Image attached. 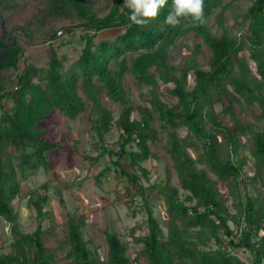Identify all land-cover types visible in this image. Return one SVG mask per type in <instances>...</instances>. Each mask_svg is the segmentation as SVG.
Returning a JSON list of instances; mask_svg holds the SVG:
<instances>
[{"label":"trees","instance_id":"16d2710c","mask_svg":"<svg viewBox=\"0 0 264 264\" xmlns=\"http://www.w3.org/2000/svg\"><path fill=\"white\" fill-rule=\"evenodd\" d=\"M42 1V19L78 20L85 34L80 38L83 41L80 54L71 67L63 69L62 59L50 50L45 67L25 63L14 88L0 94V218L8 223L11 237L10 252L0 253V264H55L54 254L47 251L42 240L47 183L39 187L45 192L43 195H38V191L22 195L21 190V182L27 175L38 168L47 170L48 154L61 148L60 144L44 138L43 129L39 128L54 110L69 120L88 110L87 118L96 134L98 150L97 157L90 158L91 162L107 156L113 172L134 190L130 197L139 199L146 216V233L132 237L135 245L140 246L133 257L128 253L127 243L115 232L103 231L105 259L96 257L83 239L84 215L69 216L62 244L67 248L64 257L71 264H247L232 253L238 248L250 254L251 264H262L264 196L260 192L251 195L246 190L247 184L253 183H260L264 190V127L255 131L250 124L238 120L234 106H256L257 118L264 120L261 94L264 90V0H252L243 13L241 23L246 25V30L239 40L225 29L218 35L211 33L206 23L200 27L167 26L164 20L172 0L143 28L129 26L130 13L123 0H111L103 16L95 12V0ZM226 1L223 7L229 8L235 0ZM222 3L223 0H204L206 22ZM16 4V0H0V77L7 70L17 71L22 56L18 44L11 38L6 39L1 21L2 12ZM108 30L120 32L95 40L99 32ZM190 33L209 50L208 70L194 68L189 61L181 68H173L167 62L168 50ZM244 41L248 43L247 58L243 56ZM189 70L194 84L188 91L184 83ZM125 73L136 84L149 88V108L129 103L121 83ZM249 74L252 79H248ZM157 80L172 84L168 93L176 98L174 105L168 106L159 99L153 89ZM101 93L121 106L116 120L100 103ZM4 99L11 101L5 110L1 106ZM216 105L220 107L219 115L228 116L232 128L220 122L214 109ZM133 113L135 117H131ZM153 121L157 122L159 132L152 126ZM112 125L120 134L115 145L108 147L104 134ZM181 127L187 131L184 137L176 134ZM158 134L165 135L164 150L171 160L178 187L165 182L146 189L137 174H145L140 163L150 157L148 143L157 142ZM239 137L251 145L249 153L254 169L251 177H245L246 161L238 157ZM123 161L130 171L122 168ZM107 170L111 167L99 174ZM217 182L225 184V197L218 190ZM154 189L162 199L166 214L165 235L150 204L148 191ZM179 190L186 194L182 199H179ZM20 197L29 199L37 213V225L31 233L20 231L11 205ZM229 197L233 214L226 206ZM229 222L235 227V234Z\"/></svg>","mask_w":264,"mask_h":264},{"label":"rangeland","instance_id":"374dc122","mask_svg":"<svg viewBox=\"0 0 264 264\" xmlns=\"http://www.w3.org/2000/svg\"><path fill=\"white\" fill-rule=\"evenodd\" d=\"M111 0H95L94 10L99 16H103L108 11V4ZM17 4L10 10L1 14L2 28L4 35L11 38L22 49V56L19 59L18 70H7L0 77V94L8 92L14 88V82L22 70L23 65L30 64L36 68L45 67L48 61L49 51L53 50L57 57L62 59L63 69H68L73 65L80 54L83 41L80 39L84 34L82 22L74 19H50L44 20L40 11L43 9L42 0H16ZM252 0H235L231 7L224 8L227 3L223 0L222 6L217 8L208 18L206 24L210 32L218 35L222 29L231 37L242 39L246 30V25L242 24L241 17L251 4ZM221 19L219 21L218 19ZM69 28V30H66ZM2 31V30H1ZM120 30L101 31L96 36V41L109 38L118 34ZM243 56L247 58L248 43L243 42ZM209 50L202 44L201 40L190 33L180 38L173 48L168 50L167 62L173 68H181L185 62H191L194 68L208 70ZM250 63V62H249ZM252 79V75H248ZM121 83L126 97L133 106L148 107L147 99L150 96L149 88L136 84V81L128 73L121 76ZM194 80L192 71L189 70L184 83L185 90H191ZM172 84H163L157 80L153 87L159 99L168 106L176 103V98L168 93ZM264 97V90L261 91ZM100 103L108 108L116 120L121 106L112 102L101 93ZM11 101L4 99L1 101L2 108L8 109ZM215 112L220 111L218 105ZM234 113L238 120L245 124H250L255 131H261L264 127V120L258 119L259 110L256 106H234ZM88 110L74 120H69L54 110L47 120L39 125L43 129L44 138L51 142L60 144L59 150L48 154L49 167L47 170L38 168L29 173L21 182L22 195L31 191H38V195L45 192L39 189L40 185L47 183V202L43 206V217L41 227L43 230V245L48 252L54 254L55 264H71L65 257L67 248H63V241L66 236L65 222L69 216L78 217L84 215L85 225L82 229L83 239L87 247L96 257L105 259L106 243L103 231L115 232L121 241L127 243L128 253L133 257L139 245H135L132 237L144 235L146 233V216L140 208L139 199L130 197L134 194L131 186L120 178L112 170L110 159L107 156L100 157L95 163L90 158L97 157L98 150L95 147L97 137L91 129L88 118ZM133 113L131 117H135ZM94 117V116H92ZM223 125L232 128V123L228 116L219 115ZM152 126L158 130L157 122L153 121ZM187 131L181 127L176 131L177 136L184 137ZM120 131L112 125L111 130L104 134V142L108 147L115 145ZM240 138V137H239ZM240 148L238 157L246 161L243 166L245 177L254 174L252 159L249 153L251 147L249 142L245 143L243 138L239 139ZM165 135L158 134L157 142L148 143L150 157L140 163L145 174H137L141 177L142 185L147 189L153 184L167 182L170 186L178 187L176 174L172 163L164 150ZM9 152L13 155V151ZM192 154V152L190 151ZM16 160L13 159V163ZM106 167L111 170L99 173ZM122 168L130 171L126 161L122 162ZM211 179L215 177L209 173ZM217 188L223 197L226 195L225 184L217 182ZM241 193L244 191L239 187ZM257 190V191H256ZM249 194L260 192L264 196V190L260 183L247 184ZM153 215L156 217L162 233H166V214L162 199L156 190L148 191ZM186 194L179 190V199ZM132 199V200H131ZM27 198H16L11 205L17 214L20 231L31 233L37 225V213L31 202ZM131 200V201H130ZM226 206L231 214L234 209L230 197ZM229 227L235 234V227L231 222ZM11 237L8 223L0 218V253H9ZM214 247L213 244H211ZM232 253L240 260L251 264V256L248 252L238 248ZM139 264H144L143 262ZM264 264V261L263 263Z\"/></svg>","mask_w":264,"mask_h":264},{"label":"clouds","instance_id":"9594fccd","mask_svg":"<svg viewBox=\"0 0 264 264\" xmlns=\"http://www.w3.org/2000/svg\"><path fill=\"white\" fill-rule=\"evenodd\" d=\"M168 0H123L129 10V26L146 27L160 14ZM206 23L204 0H172L171 7L165 17L164 24L176 28L200 27Z\"/></svg>","mask_w":264,"mask_h":264}]
</instances>
